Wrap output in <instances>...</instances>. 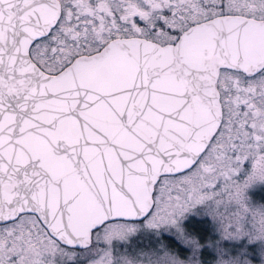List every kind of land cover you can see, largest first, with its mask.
<instances>
[{
	"label": "snow or ice",
	"instance_id": "snow-or-ice-1",
	"mask_svg": "<svg viewBox=\"0 0 264 264\" xmlns=\"http://www.w3.org/2000/svg\"><path fill=\"white\" fill-rule=\"evenodd\" d=\"M0 264H264V0H0Z\"/></svg>",
	"mask_w": 264,
	"mask_h": 264
}]
</instances>
